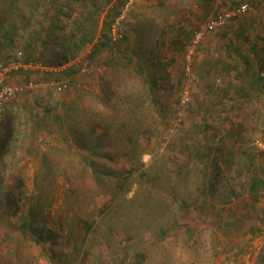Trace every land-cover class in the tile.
<instances>
[{"label":"rangeland","instance_id":"obj_1","mask_svg":"<svg viewBox=\"0 0 264 264\" xmlns=\"http://www.w3.org/2000/svg\"><path fill=\"white\" fill-rule=\"evenodd\" d=\"M12 8L0 59L21 51L38 67L20 82L41 84L1 127L0 264H221L260 245L264 264V0Z\"/></svg>","mask_w":264,"mask_h":264},{"label":"built area","instance_id":"obj_2","mask_svg":"<svg viewBox=\"0 0 264 264\" xmlns=\"http://www.w3.org/2000/svg\"><path fill=\"white\" fill-rule=\"evenodd\" d=\"M129 8V3L124 5V16L125 10ZM249 6L247 3L237 5L231 9H228L226 12H223L213 18H211L206 26V30L216 29L222 26H225L230 21L239 17L248 10ZM204 30L197 34V37L200 38L203 35ZM116 39L119 33L118 29H114L113 35ZM121 36V35H118ZM37 63L29 62L21 51H16L14 54H8L4 59H0V132L3 124V119L6 111V106L8 103L16 99L22 93L27 90H36L39 89L41 83L37 81L36 78H30L25 82L17 81L20 74H26L33 68H36ZM57 87V86H56ZM59 89H62V86H58ZM264 198V190H263Z\"/></svg>","mask_w":264,"mask_h":264},{"label":"crops","instance_id":"obj_3","mask_svg":"<svg viewBox=\"0 0 264 264\" xmlns=\"http://www.w3.org/2000/svg\"><path fill=\"white\" fill-rule=\"evenodd\" d=\"M21 75H24V74H20L19 77H21ZM17 81H21V78H17ZM239 222H240V220L237 223H239ZM260 243L262 244V242H260ZM260 247H261V245L257 247V249H256L257 251L252 256L250 255L249 252L241 253L239 255V252H235L236 249H234L230 253V255H232L231 258H227V256H226L227 253H224L223 256L221 257L222 260H220V263L221 264H223V263H227V264H256V262H257V255L256 254L258 253ZM230 248H231V246H227V247H225V250H228ZM222 249H224V248H222Z\"/></svg>","mask_w":264,"mask_h":264},{"label":"trees","instance_id":"obj_4","mask_svg":"<svg viewBox=\"0 0 264 264\" xmlns=\"http://www.w3.org/2000/svg\"><path fill=\"white\" fill-rule=\"evenodd\" d=\"M15 3H16V0L7 1L5 3L9 8H7L4 11V13L2 14L3 16L1 17V22H0L2 25H3V23L5 21H7L9 19V15L12 14V9H13L12 7L15 6ZM61 56H63V55H61ZM61 56H60V58H61ZM64 57H65V55H64ZM41 73L44 75L45 72L44 71H41ZM27 74H29V72L26 73V74H24V75H27ZM30 78H33V77L31 75H28L26 81L29 80ZM37 81H40V80L37 79Z\"/></svg>","mask_w":264,"mask_h":264}]
</instances>
